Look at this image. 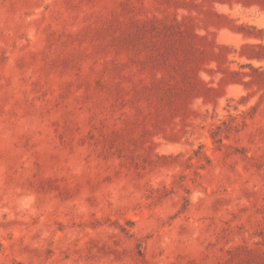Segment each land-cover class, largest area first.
<instances>
[{"label":"rangeland","instance_id":"374dc122","mask_svg":"<svg viewBox=\"0 0 264 264\" xmlns=\"http://www.w3.org/2000/svg\"><path fill=\"white\" fill-rule=\"evenodd\" d=\"M0 264H264V0H0Z\"/></svg>","mask_w":264,"mask_h":264}]
</instances>
